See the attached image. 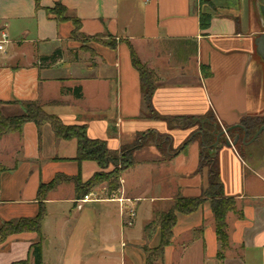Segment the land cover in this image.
I'll return each mask as SVG.
<instances>
[{
  "label": "crops",
  "instance_id": "obj_1",
  "mask_svg": "<svg viewBox=\"0 0 264 264\" xmlns=\"http://www.w3.org/2000/svg\"><path fill=\"white\" fill-rule=\"evenodd\" d=\"M38 1L40 7L35 0H0V38L3 33L8 36L0 51V114L21 116L24 103L41 102L47 114L65 125H86L88 138L105 141L112 151L138 146L115 199L97 190L94 200L75 204L73 183L49 195L46 209L55 205L65 223H77L64 247L74 258L65 264H84L90 223L110 220L111 209L117 211L124 232L133 229L140 216L146 240L144 227L154 220V213L167 210L178 196L203 202L195 213L177 215L173 242L156 264H264V132L248 145L229 147L224 142L228 138L233 143L228 128L250 126L246 139L250 142L264 126V61L256 47L264 29L256 1L207 0L203 6L199 0ZM57 3L66 9L65 21L48 11ZM200 13L211 16L206 31L200 27ZM73 19L86 36L109 33L117 41L130 42L141 61L158 73L160 82L152 97L158 119L151 118L144 105L141 77L126 43L116 49L93 43L95 66L81 67L75 57L73 62L66 60L82 43L72 38ZM164 45L171 46L167 55L159 52ZM57 50L63 59L52 66L40 65L41 57ZM76 87L82 88L80 100L62 93ZM189 118L201 122L204 135L177 123ZM215 128L216 134H224L213 147ZM77 150L76 140L57 141L48 125L40 138L34 123L3 137L0 154L14 164L0 165V224L36 216L37 191L56 175L80 174L86 182L102 171L93 161L78 164ZM203 151L216 153L223 196L236 202V212L227 217L230 247L224 260L217 257L220 246L212 199L206 193L209 168L201 166ZM16 159L22 160L21 165L15 164ZM68 205L79 213L84 205H102L103 212L79 218ZM129 209L135 213L130 227L125 224ZM160 235V229L155 230L147 247H157ZM44 238L46 264V251L56 249V242L49 240L46 250L48 237ZM37 240L34 233L9 237L0 246V264H32L29 251ZM103 247L109 254L118 250L109 242ZM122 248H127L125 242Z\"/></svg>",
  "mask_w": 264,
  "mask_h": 264
},
{
  "label": "trees",
  "instance_id": "obj_2",
  "mask_svg": "<svg viewBox=\"0 0 264 264\" xmlns=\"http://www.w3.org/2000/svg\"><path fill=\"white\" fill-rule=\"evenodd\" d=\"M35 1L37 6L40 7L39 1ZM48 11L57 20H66V9L61 4L57 3L53 9ZM199 20L201 29L206 31L210 26L211 16L200 13ZM72 22L76 24L77 28L80 30V22L77 19H73ZM72 38L77 40L75 30L72 32ZM108 39L109 42L99 40V43L111 49H116L119 43L127 44L130 50L132 65L139 72L141 77L144 105L150 117L158 119L159 117L154 112L152 106V97L160 82L158 73L141 61L130 42L122 40L117 41L111 38V36H109ZM61 59H63V52L57 50L51 56L41 57L39 60L41 66H52ZM62 93H70L77 100L83 98L81 87L67 90L63 89ZM23 106L25 113L21 116L5 117L0 114V142L6 135L21 133L24 125L27 123H34L36 125L40 138L43 128L48 125L51 127L57 141H77L78 150L74 160L78 164H82L86 161H93L96 162L102 170L86 182L82 181L80 174L75 177H69L63 174L56 175L49 183L41 184L37 191L39 211L36 216L4 221L0 224V246L13 235L23 233L36 234L38 240L31 245L29 258L32 264H43V242L45 239L43 236V222L47 217L46 202L49 195L56 191L61 185L67 183H73L75 186V204L83 201L95 188L101 185H106V195L108 197L111 198L112 195H117L122 186V175L134 165L132 155L133 151L137 149L136 147L138 146L126 147L120 152L112 151L107 147L105 141L89 139L86 125H65L57 116L47 114L41 102H27L24 103ZM250 129V126L241 124L235 128H228L227 134L232 137L233 142L239 138V143L245 136L247 139L250 135ZM237 131H242L243 135ZM216 133L217 128L214 130V135H216L217 140V136L221 132L218 134ZM144 135L143 138L145 137ZM228 140V138H225L224 142L226 143ZM139 143L141 144L142 140H140ZM238 143L236 145H238ZM218 144L219 142L216 143V145L214 144L213 147ZM207 147L208 146L204 144V148L206 149ZM213 150L216 152L214 148ZM215 154L208 155L203 151L201 166L209 168V187L206 193L207 196H211L212 199V212L220 246L217 257L219 260H224L225 252L230 247L227 217L230 213L236 212V202L233 198H225L223 196V185L220 180L219 167ZM110 167H113V170L104 173ZM202 202V198H185L178 196L167 210L154 213V220L144 227V234L146 239H150L155 230L160 229V243L155 248L143 247L146 256V264H156L163 260L166 248L173 242V229L177 224V215H191L195 213L200 208ZM28 263L27 261L21 262V264Z\"/></svg>",
  "mask_w": 264,
  "mask_h": 264
},
{
  "label": "rangeland",
  "instance_id": "obj_3",
  "mask_svg": "<svg viewBox=\"0 0 264 264\" xmlns=\"http://www.w3.org/2000/svg\"><path fill=\"white\" fill-rule=\"evenodd\" d=\"M217 2H220V0H216ZM224 2V0H221ZM257 3V15L259 17L260 24L262 25V29H264V18L260 13V6L262 5V0H255ZM201 6L204 4L209 3L207 0H199L198 2ZM67 18V16H65ZM74 30L77 35V40H79L81 43L80 47L75 49V53L71 55L70 53L67 55L66 60L73 62L74 57L76 60L81 64V67H89L95 66L96 62H98V59L96 58V54L94 50L91 48L93 43H99V40H103V42H109V36L113 38L109 33L100 34L97 36H86L80 32V30L77 28V25L74 24ZM264 31V30H263ZM122 41H125L121 39ZM171 49V46H162L160 47V51L163 55H167V51ZM157 53V52H156ZM206 72V70H205ZM177 123L181 127H191L192 130H194L197 134L204 135L205 132L203 131L204 126H202L201 122L198 123L196 119H178ZM214 133V132H213ZM216 137V135H214ZM164 140V138H162ZM217 141V140H216ZM231 142V141H230ZM232 143V142H231ZM240 143H242V140H240ZM204 144H207L206 142ZM9 161V162H8ZM14 161V160H13ZM8 162V163H7ZM15 164L21 165L22 160L16 159ZM14 163L12 160L7 159L3 154H0V165L4 166H11ZM111 170H113V167H110L107 169L104 173H108ZM128 171V170H127ZM130 176L132 177V174L134 173L133 170H130L128 172ZM128 173L126 174L125 178H127ZM125 175V174H124ZM134 175V174H133ZM142 175V174H140ZM139 175V176H140ZM129 176V177H130ZM106 185H101L94 189V191L91 193V200H94L96 198V192L97 190L106 192L105 190ZM84 201H81L78 203V205L82 204ZM70 206L69 210L73 209V205ZM95 207V208H93ZM69 210L65 213L67 216L69 215ZM47 214H51L50 216L47 215L43 222V236H47L48 240L45 241L44 246L46 247V244L49 240H53L56 242V249L54 247H51V249L47 250L46 247V256H45V263L46 264H65L66 260H73V253L67 254L64 247H66L67 238L68 235H71L73 231L76 230L77 223H65L63 219V212L56 208L55 205L50 206V209H47ZM50 211V212H49ZM103 212L102 205H84V210L82 212H78L76 210L72 211V214H78L77 217H81L82 215H101ZM132 209H129L127 211V215L125 217V224L126 226L130 227L131 223H134V217L132 216ZM72 215V217H73ZM76 216L74 218H76ZM74 219L72 218V221ZM136 226L131 230H121L120 223H119V216L117 211L115 212L113 209H111V219L110 220H93L92 223H90V226L88 228V240H87V250L84 253L83 259L84 264H145L144 262V250H143V244L145 243L146 246H149V244L152 242L153 235L151 238L143 240V226L141 223L140 216L136 219ZM152 231V230H151ZM144 241V243H143ZM109 242L110 244H114L117 246V252L113 254H109L106 251H104L103 245ZM125 242L127 245L126 249L122 248V243ZM44 243V242H43ZM62 246H58L59 244H62ZM20 264V263H15Z\"/></svg>",
  "mask_w": 264,
  "mask_h": 264
},
{
  "label": "water",
  "instance_id": "obj_4",
  "mask_svg": "<svg viewBox=\"0 0 264 264\" xmlns=\"http://www.w3.org/2000/svg\"><path fill=\"white\" fill-rule=\"evenodd\" d=\"M260 11L261 14L264 18V0H262V5L260 6ZM256 47H257V53L258 55L262 58V60L264 61V33H262L257 39H256ZM264 132V126L260 128V130L256 133V135L254 136V138L250 141V142H246V136L243 138L242 143L243 144H250L253 143L258 137L259 135ZM224 133H221L217 136V142H219L220 137L223 135ZM239 138H237L233 143H231L229 140L226 142L227 146H234L238 143Z\"/></svg>",
  "mask_w": 264,
  "mask_h": 264
},
{
  "label": "built area",
  "instance_id": "obj_5",
  "mask_svg": "<svg viewBox=\"0 0 264 264\" xmlns=\"http://www.w3.org/2000/svg\"><path fill=\"white\" fill-rule=\"evenodd\" d=\"M7 38H8V36L5 33L1 34V38H0V51H4V46L7 43ZM91 196H92L91 194L88 195V196H86L83 201L84 202H87V201L91 200L90 199ZM111 198L112 199H115L116 198V195H112ZM132 213H133L132 216L134 217L135 216V213L134 212H132ZM132 224L133 223H131V225Z\"/></svg>",
  "mask_w": 264,
  "mask_h": 264
},
{
  "label": "flooded vegetation",
  "instance_id": "obj_6",
  "mask_svg": "<svg viewBox=\"0 0 264 264\" xmlns=\"http://www.w3.org/2000/svg\"><path fill=\"white\" fill-rule=\"evenodd\" d=\"M260 13H261V11H260ZM262 15V14H261Z\"/></svg>",
  "mask_w": 264,
  "mask_h": 264
}]
</instances>
